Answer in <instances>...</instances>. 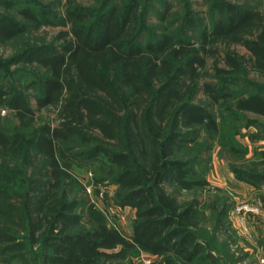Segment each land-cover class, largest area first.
Instances as JSON below:
<instances>
[{"label": "trees", "instance_id": "obj_1", "mask_svg": "<svg viewBox=\"0 0 264 264\" xmlns=\"http://www.w3.org/2000/svg\"><path fill=\"white\" fill-rule=\"evenodd\" d=\"M12 1L0 0V8L14 12ZM97 2L96 10L65 8L61 25L69 31L59 46L30 47L12 61L45 71L36 107L55 109L57 120L28 137L0 132V264H123L141 255L163 264H225L201 233V202H180L167 188L208 187L199 153L187 148L200 131L215 141L220 124L199 94L211 107L230 101L229 112L264 118V89L248 80L251 71L264 78V16L215 1L211 24L196 41L169 33L144 41L138 0ZM18 12L34 19L29 8ZM26 31L0 14V46ZM209 58L217 61L207 74ZM10 92L7 108L33 119L26 101ZM227 153L242 155L235 146ZM100 157L107 161L100 174L118 187L116 206L134 211L129 238L65 190L82 167L99 177ZM232 172L236 181L264 188L263 172ZM228 212H217V227L226 226Z\"/></svg>", "mask_w": 264, "mask_h": 264}, {"label": "rangeland", "instance_id": "obj_2", "mask_svg": "<svg viewBox=\"0 0 264 264\" xmlns=\"http://www.w3.org/2000/svg\"><path fill=\"white\" fill-rule=\"evenodd\" d=\"M215 1L241 4L264 16V0H138L144 41L164 33L196 41L200 30L211 24L212 6ZM12 2L16 5L15 11L7 13L0 8V14L21 23L27 31L0 46V94L3 95L1 101L5 103L0 105V132L5 135L28 137L30 132L44 125L54 126L57 111L53 108L39 110L36 107L40 90L37 83L45 76V71L22 64L14 65L13 59L30 47L59 46V35L69 31L68 27L61 25L68 5L92 10H96L99 5L97 0H25L24 4L18 3L19 0ZM24 8H29L34 15L33 20L28 22L20 17L18 11ZM231 49L240 56L248 57L245 49L240 46ZM214 61L217 60L207 59V74L212 72ZM248 80L264 89V78L254 71L248 73ZM11 90L13 95H20L26 101L33 119H20L7 108ZM236 91L240 93L238 88ZM198 100L205 104V108L220 124V129L214 136L215 141L211 142L209 136L200 131L195 137V147L187 148V152L199 153V159L204 163L208 187L201 193L178 192L173 188H167V192L175 195L180 202L192 199L201 202L204 220L200 230L212 255L221 263L264 264V188L255 189L251 185L240 183L235 180L232 172L250 168L264 173V118L252 114L231 113L228 109L230 101L222 102L217 109L207 104L201 94L198 95ZM220 109L225 113L221 114ZM73 145L76 147L74 151H77L79 144L74 142ZM231 146L242 152L241 157L227 153ZM106 163V159L100 157L98 163L94 164V169L100 174ZM72 175L75 184H69L65 189L69 199L84 202L82 209L93 205L100 211L107 224L113 223L122 235L131 237L134 214L130 209L124 210L116 206L118 187L113 184L109 175L100 174L98 177L89 167H82L78 173ZM223 206L229 211L224 221L226 226L217 227V212ZM146 259L150 261L148 264H163L162 258L149 255L132 258L123 264H145Z\"/></svg>", "mask_w": 264, "mask_h": 264}, {"label": "built area", "instance_id": "obj_3", "mask_svg": "<svg viewBox=\"0 0 264 264\" xmlns=\"http://www.w3.org/2000/svg\"><path fill=\"white\" fill-rule=\"evenodd\" d=\"M89 190L87 189V192H88ZM245 211V210H244ZM240 213L242 212V211H239ZM254 213H256V212H254ZM148 263H150V261H149V259H146L145 260V264H148Z\"/></svg>", "mask_w": 264, "mask_h": 264}, {"label": "crops", "instance_id": "obj_4", "mask_svg": "<svg viewBox=\"0 0 264 264\" xmlns=\"http://www.w3.org/2000/svg\"><path fill=\"white\" fill-rule=\"evenodd\" d=\"M127 209H129V208H126V209H124V210H127ZM131 210V209H130ZM132 212H133V214H134V211L133 210H131Z\"/></svg>", "mask_w": 264, "mask_h": 264}]
</instances>
